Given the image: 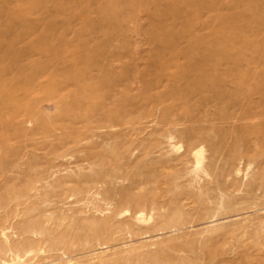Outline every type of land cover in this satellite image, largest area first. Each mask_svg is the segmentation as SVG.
I'll return each instance as SVG.
<instances>
[{
  "label": "rangeland",
  "instance_id": "374dc122",
  "mask_svg": "<svg viewBox=\"0 0 264 264\" xmlns=\"http://www.w3.org/2000/svg\"><path fill=\"white\" fill-rule=\"evenodd\" d=\"M0 264H264V0H0Z\"/></svg>",
  "mask_w": 264,
  "mask_h": 264
}]
</instances>
